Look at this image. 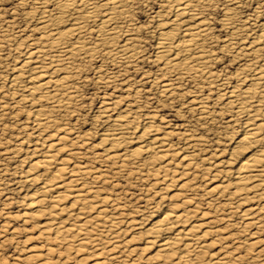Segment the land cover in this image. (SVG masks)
<instances>
[{
	"label": "rangeland",
	"instance_id": "rangeland-1",
	"mask_svg": "<svg viewBox=\"0 0 264 264\" xmlns=\"http://www.w3.org/2000/svg\"><path fill=\"white\" fill-rule=\"evenodd\" d=\"M43 1L0 0V39L5 47L0 51V264H160L154 256L157 246H146V231L167 210L190 215L189 224L199 226V236L207 232L201 239L209 244L200 249L201 264L219 260L221 264H264V199L237 202L228 195L233 186L225 178L226 169L216 165L229 158L242 137L241 120L222 107L218 90L210 89L206 82L161 72L156 47L158 21L170 17L165 0H130L131 25L139 45L137 60L125 62L104 51L74 56L72 69L67 71L69 84L76 90L70 107L43 102L51 122L37 126L30 109L19 101V93L13 94L9 83L27 44L39 38L32 12ZM47 6L54 8L51 3ZM200 10L211 24L213 39L208 46L217 58L211 67L219 76L216 85H224L219 88L224 92L242 78L243 74L237 75L245 57L232 51L244 50L252 34L258 33L257 26L264 20V0H206ZM227 13L233 19L232 25L225 27L222 19ZM235 28L239 33L232 36L231 29ZM124 31L118 33L116 45L126 38ZM95 38L91 33L90 41ZM226 42H235L236 48L223 50ZM168 81L177 87L172 97L161 92V83ZM196 97H208L210 119H200L197 107L189 103ZM127 110L136 114L130 115L136 128L131 130V138L141 133L149 117L163 131L171 132L169 139L179 155L168 167L176 166L178 177L162 179L163 174L153 175L146 167L133 165V158L125 163L108 159L109 143L102 140L108 123L105 116ZM230 119L234 121L227 122ZM49 143L58 147L47 148ZM184 151L195 156V164L186 167L187 163H182ZM42 154L53 157L52 165L30 171V163ZM57 165L64 168L60 174L63 181L76 180L65 192L57 189L71 195L62 201L68 213H79L82 219L106 226L102 230L92 226L89 240L81 245L77 241L83 237L74 231L70 232L74 238L66 242L57 239L53 231H43L42 219H35L28 209L32 192L44 184L33 188L25 179L30 175L54 176ZM216 171L220 173L213 178ZM219 185L231 188L220 193L214 190ZM76 193H81L80 199ZM78 200L85 208H70ZM67 215L58 219L66 220Z\"/></svg>",
	"mask_w": 264,
	"mask_h": 264
},
{
	"label": "bare ground",
	"instance_id": "bare-ground-1",
	"mask_svg": "<svg viewBox=\"0 0 264 264\" xmlns=\"http://www.w3.org/2000/svg\"><path fill=\"white\" fill-rule=\"evenodd\" d=\"M205 1H164L170 9V17L158 21L160 28L157 34L156 58L161 62L163 75L170 73L186 75L191 79L206 82L210 89L218 90V99L223 101L222 107L232 113L237 120H241L242 137L236 142L229 158L216 165L220 164L226 169L225 178L228 177L229 183L233 186V188L230 187L233 192H228V195L234 196L237 202L255 198L264 199V20L257 26L258 33L252 34L254 36L246 47H243L244 50L240 47L232 51L236 56L245 57V62L240 68L241 73L237 76L243 75L238 79L239 83L221 92L219 88L224 85H216L219 76L211 67L217 59L208 46L213 39L211 24L204 12L200 10ZM48 3H51L54 8L49 9ZM130 7V0H44L36 4L32 13L36 15L34 18L36 28L40 32L39 38L33 43L27 44V50L23 52L24 55L21 53L22 61L13 68L9 84L13 94H20L19 101L30 109L37 126L42 124L46 126L51 122V117L45 110L43 102L61 108H68L70 105L69 100L73 98L76 90H72L75 88L69 84L70 77L67 71L72 69L70 67L73 66L74 58L78 55L88 54L91 56L104 51L108 56L118 57L125 62L137 60L139 45H137L138 40L133 34L135 27L131 25ZM232 19V14L227 13L222 19L223 26L232 25ZM122 29H125L127 33L126 38L120 45H116L117 35ZM91 33L96 36L93 41H90ZM238 33L239 29H231L232 36L238 35ZM234 43H224L223 50L236 48L233 47ZM3 44L4 42L0 39V51L5 48ZM20 45H17L15 49L18 50ZM215 85L217 87H214ZM160 88L161 92L169 97L177 92V87L171 81L162 82ZM205 98L198 99L196 97L189 103L192 104V107L193 105L197 107L195 109H197L200 119L208 120L210 111L206 100L208 97ZM131 112L127 110L128 115L122 112V114L105 116L108 123L103 130L102 140L106 144L109 143L108 148L110 147V149L106 154L108 159L113 162H116L115 160L124 162L127 158H133L131 161L133 165L139 166V168L146 167L148 172L153 175L163 174L162 179H167L168 176L178 177L176 166L173 169L168 167L170 161L172 162L179 155L174 150L173 145L175 144H172L169 139L171 132L163 131L153 121V117H149L147 118L149 121L143 124L141 133L131 138L136 129L135 118L131 119L130 117L135 113ZM233 121L230 119L227 122ZM132 126L134 127L132 128ZM131 130L133 131L131 132ZM133 142L134 146L130 147ZM192 142L194 141L192 140ZM53 145L57 146L49 143L47 148H51ZM124 145L125 147H123ZM180 157L182 163H187L186 167L195 164L193 154L184 151ZM39 158L30 163V171L45 169L52 165V156L42 154ZM62 168L58 166L54 176L30 175L25 179L28 186L33 188L41 183L44 184L32 192L28 209L33 213L35 219H42L44 222L43 231H53L56 233L55 237L63 242L74 238V234L70 235V232L74 231L76 235L81 234L80 237H83L77 241L81 245L82 241L89 240L87 237L90 233L89 229L96 227L102 230L106 226L92 223V220L82 219L79 213L76 215L72 212L68 213L69 209L62 205V201L71 195H68V192L65 195L61 192L58 193L57 189H63L65 192V188H70L76 180L74 182L63 181L61 173L64 168ZM69 173L68 171V175ZM183 173L186 175L187 172ZM219 173L216 171L212 177L215 178ZM76 174H72V177L76 178ZM221 185L216 186L214 190H219L220 193L230 190L228 186L222 187ZM80 194L76 193L79 199ZM74 205L85 208L79 200L73 202L70 208ZM38 209L41 210L36 213ZM248 212V210L245 211V213ZM65 214H68L66 220L58 219L59 215ZM99 214L102 215V212ZM190 218L191 216L188 214L183 215L173 210H167L146 231L148 233L146 246H157L158 251L154 256L160 264H201L200 259L203 251L200 249L209 246L201 239L207 232L202 231L199 236L197 233L200 228L189 224ZM67 221H70L71 224H67ZM188 224L189 226H187ZM60 234H62L61 237L57 236ZM204 264H212V262ZM213 264H221V262L219 260Z\"/></svg>",
	"mask_w": 264,
	"mask_h": 264
}]
</instances>
